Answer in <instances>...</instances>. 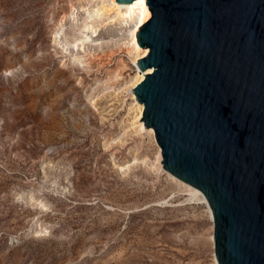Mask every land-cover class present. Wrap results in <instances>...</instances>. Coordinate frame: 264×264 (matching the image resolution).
<instances>
[{
	"label": "rangeland",
	"instance_id": "rangeland-1",
	"mask_svg": "<svg viewBox=\"0 0 264 264\" xmlns=\"http://www.w3.org/2000/svg\"><path fill=\"white\" fill-rule=\"evenodd\" d=\"M92 3L0 0V264H216L206 203L135 121L130 26L74 42Z\"/></svg>",
	"mask_w": 264,
	"mask_h": 264
},
{
	"label": "water",
	"instance_id": "water-1",
	"mask_svg": "<svg viewBox=\"0 0 264 264\" xmlns=\"http://www.w3.org/2000/svg\"><path fill=\"white\" fill-rule=\"evenodd\" d=\"M145 3L140 119L163 167L203 192L217 264H264V0Z\"/></svg>",
	"mask_w": 264,
	"mask_h": 264
},
{
	"label": "bare ground",
	"instance_id": "bare-ground-1",
	"mask_svg": "<svg viewBox=\"0 0 264 264\" xmlns=\"http://www.w3.org/2000/svg\"><path fill=\"white\" fill-rule=\"evenodd\" d=\"M94 2V6L91 8L88 7V11L86 12L84 23L81 26V36H76L75 38V44L81 45L84 47V44L90 40L93 41L92 39H95L92 37V34H96L99 27L105 24H120L122 27L123 26H130V32L132 33V45L133 49L135 50V57H134V63L137 67V73L135 78L131 81L129 85H127L128 89V94L131 95L132 99L135 101V103L138 106V112L135 116V121L138 124V129L139 131L143 130L147 132L150 136H152L155 139L154 135V130L152 126H146L144 124L143 118L140 119L142 116V111H143V103L138 101L134 92H133V86L143 78L145 72H148L152 69V67H148L146 69H140L137 65V59L144 55L148 48L145 46H140L136 40V32L140 25L145 22L150 14L151 11L148 8V4L145 3V0H131L129 2H123V1H117V0H90ZM129 24V25H128ZM118 27V26H117ZM120 27V26H119ZM130 33V34H131ZM131 43V42H130ZM130 45V44H129ZM131 47V46H130ZM135 123V124H136ZM136 124V125H137ZM156 140V139H155ZM159 166L158 168L165 170L168 172V174L174 178L178 183L183 185L189 193L191 192L195 197L200 198L202 201H204L208 207V211L211 217V210L209 205L206 202V198L203 194V192L196 186L182 180L181 178L175 176L173 173L168 171L163 167L162 164V155H161V150L159 146ZM213 240V236H212ZM215 263L217 264V260L214 257Z\"/></svg>",
	"mask_w": 264,
	"mask_h": 264
}]
</instances>
